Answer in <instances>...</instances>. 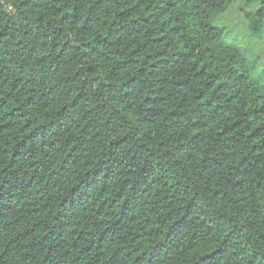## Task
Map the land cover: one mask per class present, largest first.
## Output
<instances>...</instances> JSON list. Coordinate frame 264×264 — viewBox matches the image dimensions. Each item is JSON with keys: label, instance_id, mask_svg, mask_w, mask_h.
<instances>
[{"label": "trees", "instance_id": "obj_1", "mask_svg": "<svg viewBox=\"0 0 264 264\" xmlns=\"http://www.w3.org/2000/svg\"><path fill=\"white\" fill-rule=\"evenodd\" d=\"M233 3L0 0V264H264ZM241 9L264 37V0Z\"/></svg>", "mask_w": 264, "mask_h": 264}, {"label": "rangeland", "instance_id": "obj_2", "mask_svg": "<svg viewBox=\"0 0 264 264\" xmlns=\"http://www.w3.org/2000/svg\"><path fill=\"white\" fill-rule=\"evenodd\" d=\"M247 0H234L232 6L221 15L219 24L224 25L228 40L238 44L245 52L251 73L264 84V37L252 35L251 21L245 17L242 7ZM260 4L254 3L247 7L254 12Z\"/></svg>", "mask_w": 264, "mask_h": 264}]
</instances>
